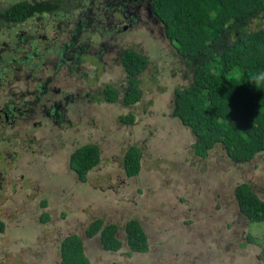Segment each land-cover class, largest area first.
<instances>
[{
  "label": "rangeland",
  "instance_id": "1",
  "mask_svg": "<svg viewBox=\"0 0 264 264\" xmlns=\"http://www.w3.org/2000/svg\"><path fill=\"white\" fill-rule=\"evenodd\" d=\"M21 1L34 0H0V8ZM73 2L67 10L44 16L42 27L34 20L16 29L0 27L2 58L14 53L22 59L30 52L26 38L19 41L25 33L35 35L38 45L48 42L45 52L33 58L40 60L41 79L32 80L22 68L28 64H18L14 83V72H0L5 78L3 88L10 87L11 98L22 110H29L25 125L19 120L8 130L0 129V219L8 227V233L0 235V264H58L59 244L69 234L84 240L90 264H264V226L247 227L232 197L244 179L264 199V152L244 164L232 163L222 145H216L204 160L195 155L194 135L171 115L174 90L189 84L191 70L163 38L160 25L143 15L134 24L137 28L121 31L118 38L83 28L74 42L91 46L83 58L78 56L77 64H71L70 55L61 63L55 53L56 38H70L76 20H82L80 14L92 3ZM101 5L97 1L93 10L104 16L90 15L99 21L98 30L111 24L110 11ZM111 11L119 12L117 6ZM123 14L120 25L127 19ZM250 28L264 30V20H254ZM102 45L108 53L100 51ZM93 48L102 55L97 62L89 56ZM125 49L148 60L139 77L141 100L132 107L123 106L121 99L127 78L119 56ZM77 67L89 77L79 76ZM109 84L120 91L115 103L103 99ZM63 95L73 96V102L57 105L60 117L48 122L43 106L50 107ZM126 114L136 122L119 121ZM31 141L43 150L29 147ZM86 144L99 148L101 160L93 177L81 185L69 159ZM131 146L141 151V169L129 178L123 171V156ZM43 214L48 221L40 220ZM95 219L119 226L123 241L119 256L102 249L99 235L85 238L84 229ZM131 219L142 224L150 247L148 253L127 258L122 227ZM248 234L252 246L245 239Z\"/></svg>",
  "mask_w": 264,
  "mask_h": 264
},
{
  "label": "trees",
  "instance_id": "2",
  "mask_svg": "<svg viewBox=\"0 0 264 264\" xmlns=\"http://www.w3.org/2000/svg\"><path fill=\"white\" fill-rule=\"evenodd\" d=\"M90 1L91 5L80 14L82 20H76L69 41L64 37L56 38L59 49L55 53L62 59L61 63L66 62L67 55L71 57L73 54L76 57L80 54L83 58V52L91 46L87 42L85 45L74 42L83 28L93 33L99 31L102 37L104 33L113 38L121 35L120 28L115 31L104 26L98 30L99 21L93 20L90 15L97 14L100 17L104 14L93 10L94 4L99 0ZM100 1L101 8L109 13L112 6L123 10L126 0ZM73 3V0L21 1L0 8V27L16 29L33 20L42 27L41 20L44 16L67 10ZM149 9L160 25L163 37L191 70L189 84L174 90L171 115L194 135L195 155L204 160L210 150L216 145H222L232 163L244 164L263 153L264 80L257 87L253 78L264 76V30H253L250 25L256 19L264 20V0H149ZM32 36L35 35L25 33L19 36V41L26 38L24 42L30 45V52L25 56L29 62L28 67L22 68L31 74L34 81V78L40 79L42 74L38 68L40 60L34 62L33 58L45 52L44 43L48 42H40L38 45L34 43ZM14 55L10 54L9 59H0V70L7 65L6 71L14 72L11 74L15 75L22 59ZM119 58L120 68L127 78L121 94L122 103L125 107L135 106L141 100L139 77L147 69L148 60L132 49L123 50ZM85 74L87 72H83L81 76ZM2 78L0 73V102L2 99L11 100L12 97L10 87L3 88L5 83H1ZM11 78L14 83L16 78ZM119 93L114 85H106L103 99L107 103H115ZM12 101L15 102V99ZM119 121L131 124L133 116H122ZM140 159L141 151L136 147L125 152L123 171L127 177L139 174ZM98 160L99 150L95 145L80 146L71 153L69 167L78 174L81 181H85V175L98 164ZM232 194L246 226L253 229L264 226V199L254 192L248 181L243 179L239 182ZM43 204L45 206V202ZM40 220L48 221V215L43 214ZM4 230L5 224L0 220V233ZM123 230L128 256L149 252L147 234L138 220L127 221ZM118 232L116 224H105L102 219H97L85 229L84 235L92 238L99 234L102 249L117 252L123 245V241L117 237ZM245 239L250 246L254 245L250 234ZM58 256L59 264H90L83 241L77 234L62 239Z\"/></svg>",
  "mask_w": 264,
  "mask_h": 264
},
{
  "label": "flooded vegetation",
  "instance_id": "3",
  "mask_svg": "<svg viewBox=\"0 0 264 264\" xmlns=\"http://www.w3.org/2000/svg\"><path fill=\"white\" fill-rule=\"evenodd\" d=\"M151 1V0H150ZM143 5H145V8H144V6ZM123 10H119V12H112V11H110V16H109V18H108V21H110L111 22V24L110 25H107V27L109 28V29H114L115 31H117V30H119V28L121 29V31H130V32H132L133 31V29L134 28H137V27H135L134 26V24H138V21H139V16L140 15H143L144 17H146L147 18V20L149 21H152V23L154 22V23H156V24H158V22H157V20L155 19V17L152 15V13H151V11H150V9H149V0H147V1H143V0H126L125 2H124V4H123ZM111 10H112V8H111ZM121 11L124 13H121ZM121 14H123L125 17H127V19L126 20H124L123 21V24L122 25H120V23H121V20H120V16H121ZM163 32V31H162ZM164 38V37H163ZM14 49V48H13ZM105 50V52L106 53H108L109 52V49H107V48H103V45L102 46H100V51H104ZM100 51L99 50H96V49H94L93 48V51H92V53H89V56L91 55L93 58H94V60H95V62H97V60H99V57L100 56H102L101 55V53H100ZM12 55H14V54H12ZM14 56H17V55H14ZM78 56H80V54H78L76 57H74L73 56V54H72V56L71 57H69L70 58V60H71V64L72 65H74L76 62H77V60H79L78 59ZM120 57V56H119ZM0 59H2V57L0 56ZM8 59H9V57H8ZM5 61L7 62V60L5 59ZM14 61V60H13ZM101 61V60H100ZM15 63V62H14ZM23 63V64H22ZM19 64H22L23 66H25V64H29V62H27L26 61V57L24 56V58H22V61H21V63H19ZM62 65V64H61ZM61 65H58L57 64V66H56V68H59ZM19 67V66H18ZM6 68H8V66L7 65H5V67L3 68H1V70H0V72H2V71H5V72H8V73H10V71H6ZM22 69V68H21ZM77 69H79L78 71H79V76H81V74L84 72L81 68H79V67H77ZM17 72V71H16ZM15 72V73H16ZM85 75H87V74H85ZM87 77H89V76H87ZM14 78H16V76L14 75ZM13 78V79H14ZM4 77L1 79L2 80V82L1 83H4L5 81H4ZM41 79V78H40ZM53 82V81H52ZM51 82V83H52ZM39 87H41L42 89H43V86H42V84L40 83L39 85H38ZM62 96V95H61ZM66 95H63V98H61V97H59V100L57 101V102H55L53 105H51L50 107H47V106H43V111L45 112V113H47V115H46V117L44 118V119H47V121L48 122H50V123H52V122H56L57 120H58V118L60 117V114L58 113V111H61V109H59L58 110V108H57V105H61V104H63V103H65V102H73V96H71V98L70 97H66ZM73 97V98H72ZM77 98H80V97H78V96H76ZM65 98V99H64ZM12 99L13 98H11V100L10 99H2V101L0 102V129H3V130H8V129H10L12 126H14L16 123H17V121H19V120H21V121H23L24 122V125H25V121L27 120L26 119V116L28 115V113H29V110H22L20 107H19V102L17 101V102H13L12 101ZM69 99V100H68ZM81 99V98H80ZM68 100V101H67ZM70 100H72V101H70ZM123 104V103H122ZM33 105H37V102H34L33 103ZM73 106H74V104L73 105H70L69 107H67V108H73ZM123 106H124V104H123ZM132 107V106H131ZM31 109V108H30ZM128 115H132V114H126V116H128ZM125 116V117H126ZM136 121H135V117H133V121H132V123L131 124H134ZM32 127L33 128H35L34 126H33V124H32ZM5 128V129H4ZM38 141V140H37ZM36 141V142H37ZM32 143H31V145L29 146V147H32V146H34L35 147V149H38V152L39 151H42L43 149H42V147L40 146V145H36L37 143L35 142V141H31ZM33 143H35L34 145H33ZM86 145H94V144H86ZM83 146V145H82ZM96 146V145H95ZM97 147V146H96ZM131 147H136V146H131ZM131 147H129L128 149H130ZM193 147V146H192ZM98 148V147H97ZM136 148H138V147H136ZM33 150H35L34 148H32ZM128 149L126 150V151H128ZM98 150H99V148H98ZM35 151H37V150H35ZM125 151V152H126ZM193 151H194V149H193ZM34 152V151H33ZM32 152V153H33ZM27 155V154H26ZM124 157V156H123ZM23 157H21L20 159H22ZM100 160H101V152H100V150H99V160H98V164L93 168V169H91L90 171H88L87 172V174L85 175V177H86V180L85 181H81L80 179H79V177H78V174L73 170V169H71V171L72 172H74V174H75V176H76V179H77V182L79 183V184H81V185H85V184H87V182H88V179H90L91 177H93V176H90L93 172H94V170L97 168H100ZM140 162H141V159H140ZM141 169V168H140ZM189 186H190V184H189ZM188 186V187H189ZM1 220V219H0ZM95 220H97V219H95ZM95 220H93V221H95ZM1 221H3V220H1ZM14 221H16V220H14ZM92 221V222H93ZM4 222V221H3ZM17 222V221H16ZM91 222V223H92ZM90 223V224H91ZM5 224V223H4ZM89 224V225H90ZM88 225V226H89ZM142 225V224H141ZM87 226V227H88ZM124 226V225H123ZM86 227V228H87ZM119 227V226H118ZM143 227V226H142ZM85 228V229H86ZM85 229H84V231H85ZM119 230H120V228H119ZM122 230H123V227H122ZM146 232V231H145ZM8 233V227H7V225L5 224V230L3 231V232H1L0 233V235H5V234H7ZM69 235H71V234H69ZM97 235H99V234H97ZM68 236V235H67ZM79 236V235H78ZM96 236V235H95ZM81 237V236H80ZM117 237H118V234H117ZM147 237H148V235H147ZM85 238H87L86 236H85ZM119 238V237H118ZM82 239V238H81ZM121 240V239H120ZM62 241V240H61ZM82 241H84L83 239H82ZM125 243V242H124ZM126 244V243H125ZM148 244L150 245V241L148 240ZM60 245V244H59ZM83 245H84V243H83ZM150 247V246H149ZM263 249H264V245H263V247H262ZM121 249H122V247H121ZM120 249V250H121ZM120 250L119 251H117V252H113L114 254H115V256H116V253H118V256L120 255ZM128 252V248L126 247V250H125V256L127 257V258H133L134 257V255L136 254V253H133L132 255H130V256H128L126 253ZM264 252V251H263ZM111 263H115V264H117L115 261H113V262H111ZM110 263V264H111ZM58 264H59V260H58ZM260 264V263H259Z\"/></svg>",
  "mask_w": 264,
  "mask_h": 264
},
{
  "label": "clouds",
  "instance_id": "4",
  "mask_svg": "<svg viewBox=\"0 0 264 264\" xmlns=\"http://www.w3.org/2000/svg\"><path fill=\"white\" fill-rule=\"evenodd\" d=\"M158 22V21H157ZM254 82L256 83L257 87L260 86L261 80H264V76L260 77V78H253Z\"/></svg>",
  "mask_w": 264,
  "mask_h": 264
}]
</instances>
